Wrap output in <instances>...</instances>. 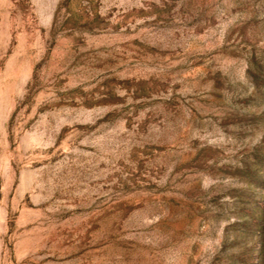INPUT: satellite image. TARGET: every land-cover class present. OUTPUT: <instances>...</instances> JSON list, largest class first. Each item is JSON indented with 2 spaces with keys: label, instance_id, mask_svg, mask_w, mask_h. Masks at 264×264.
<instances>
[{
  "label": "rangeland",
  "instance_id": "obj_1",
  "mask_svg": "<svg viewBox=\"0 0 264 264\" xmlns=\"http://www.w3.org/2000/svg\"><path fill=\"white\" fill-rule=\"evenodd\" d=\"M0 264H264V0H0Z\"/></svg>",
  "mask_w": 264,
  "mask_h": 264
}]
</instances>
